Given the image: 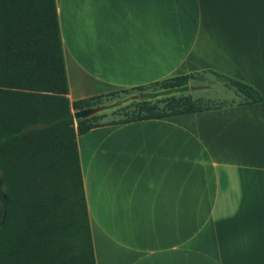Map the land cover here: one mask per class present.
Returning a JSON list of instances; mask_svg holds the SVG:
<instances>
[{"label":"crops","instance_id":"crops-1","mask_svg":"<svg viewBox=\"0 0 264 264\" xmlns=\"http://www.w3.org/2000/svg\"><path fill=\"white\" fill-rule=\"evenodd\" d=\"M70 101L204 70L261 101L77 135L95 264H264V0H55Z\"/></svg>","mask_w":264,"mask_h":264},{"label":"trees","instance_id":"trees-1","mask_svg":"<svg viewBox=\"0 0 264 264\" xmlns=\"http://www.w3.org/2000/svg\"><path fill=\"white\" fill-rule=\"evenodd\" d=\"M208 72L238 100L203 106L188 80ZM150 88V89H149ZM139 91L122 106L102 98ZM55 0H0V264H95L77 135L95 126L259 102L254 87L212 70L70 101ZM118 106L117 119L82 108Z\"/></svg>","mask_w":264,"mask_h":264},{"label":"rangeland","instance_id":"rangeland-1","mask_svg":"<svg viewBox=\"0 0 264 264\" xmlns=\"http://www.w3.org/2000/svg\"><path fill=\"white\" fill-rule=\"evenodd\" d=\"M188 90L186 93L190 94L193 99L199 100L203 106L214 107L222 102H236L238 97L233 93L232 88L227 87L224 81L219 79L213 74L203 72L195 75L188 80ZM150 89V88H149ZM139 94V91L133 90L130 92H119L115 95L102 98L100 105L112 106L117 102H121L119 106L126 104L130 101L133 95ZM118 106L109 107L107 109H93V112L88 116L94 114L100 116L104 114L99 121L105 122L111 119H117L118 114L116 112Z\"/></svg>","mask_w":264,"mask_h":264},{"label":"water","instance_id":"water-1","mask_svg":"<svg viewBox=\"0 0 264 264\" xmlns=\"http://www.w3.org/2000/svg\"><path fill=\"white\" fill-rule=\"evenodd\" d=\"M93 112L92 108H82L73 113L74 121L77 122L79 119L87 117Z\"/></svg>","mask_w":264,"mask_h":264}]
</instances>
